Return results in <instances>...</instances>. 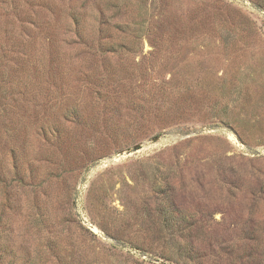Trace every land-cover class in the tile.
I'll return each instance as SVG.
<instances>
[{
  "label": "rangeland",
  "instance_id": "rangeland-1",
  "mask_svg": "<svg viewBox=\"0 0 264 264\" xmlns=\"http://www.w3.org/2000/svg\"><path fill=\"white\" fill-rule=\"evenodd\" d=\"M0 264H264V0H0Z\"/></svg>",
  "mask_w": 264,
  "mask_h": 264
}]
</instances>
